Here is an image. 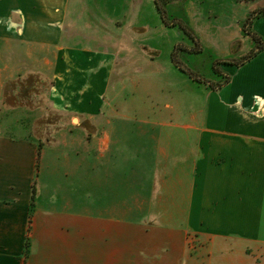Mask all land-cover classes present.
<instances>
[{
  "label": "crops",
  "instance_id": "1",
  "mask_svg": "<svg viewBox=\"0 0 264 264\" xmlns=\"http://www.w3.org/2000/svg\"><path fill=\"white\" fill-rule=\"evenodd\" d=\"M135 7L0 0V42L44 54L55 107L78 105L99 120L109 96L128 123L111 139L96 135L94 147L62 139L69 128L40 150L0 138V264H264V49L241 66L220 65L230 80L216 90L170 58L121 72L120 44L116 53L109 44ZM261 7L264 0H202L181 13L210 57L238 59L256 46L243 24ZM250 29L264 41V17ZM142 107L151 128L137 130ZM136 169L159 186L146 197L149 226L136 223L133 208L121 213V177ZM188 234L197 238L192 251Z\"/></svg>",
  "mask_w": 264,
  "mask_h": 264
},
{
  "label": "rangeland",
  "instance_id": "2",
  "mask_svg": "<svg viewBox=\"0 0 264 264\" xmlns=\"http://www.w3.org/2000/svg\"><path fill=\"white\" fill-rule=\"evenodd\" d=\"M131 1H134L136 5L134 12L129 15L128 21H124V24H122L123 19L121 18L119 40L110 41L109 44L110 49H112V43L116 44V49H112L115 53V50L118 49L117 44H120L123 53L117 57L120 62H117L115 67L119 64L124 67L121 72L129 70L127 68L131 66L140 69L149 63L154 68V65L170 58V53L176 44L187 47L194 45L178 27L169 28L162 23L154 0ZM198 1L202 3V0H170L169 18L183 19L181 10L184 5L195 7V3ZM122 13L123 11L121 15ZM126 16L125 18H127ZM91 25L96 27V24H89V29ZM181 48L179 46L176 54L179 62L210 82L222 81L221 77L212 73L211 66H208L214 60L208 52L191 54L182 51ZM29 50L15 42L9 44L0 42V138L15 141L27 140L35 143L40 150L44 145L59 143V133L66 132L69 128L72 135L66 137L63 133L62 139L67 140L68 138L69 141L71 140L70 142L73 141L76 144L82 141V144L94 147L97 141L96 135H102L107 131L110 132L109 138L111 139L112 129L127 128L126 118L117 111V102L114 105L109 96L105 97L107 99L105 115L104 117L100 116L99 120L86 116L80 111L78 105L68 106L71 110L67 109V111L55 107L51 100V92L55 83L45 70L50 66V62H44V54L40 52L28 57L26 53L31 52ZM46 58L52 59L51 57ZM141 85L139 87L142 89L143 83ZM140 88H136V103H139L142 98ZM143 108H140V111L135 110L138 119L135 126L137 130L149 128V126L151 128V125L142 121L144 118ZM112 118L115 123L111 120ZM38 169L39 167L36 166V171ZM150 171L147 170L148 173ZM123 174L124 171L121 170V176ZM143 174V169H136L133 179L130 177L127 180L126 177H121V207H123L121 213L133 208V211L136 212V223L141 226H149L153 224V217L146 218L143 215L146 209L150 208L146 197L157 193L159 186L147 183ZM187 240L189 250H194L197 247V238L188 234ZM27 242L28 239L25 242V256L29 252V243L27 244Z\"/></svg>",
  "mask_w": 264,
  "mask_h": 264
},
{
  "label": "trees",
  "instance_id": "3",
  "mask_svg": "<svg viewBox=\"0 0 264 264\" xmlns=\"http://www.w3.org/2000/svg\"><path fill=\"white\" fill-rule=\"evenodd\" d=\"M169 3H170V0H154L155 7L158 11V14L160 16L162 23L166 27H169V28L178 27L194 44L192 47H187L182 44H176L170 53V60L180 71L188 75L189 78L193 79L196 82L208 84L210 88L214 90L219 89L223 85L228 83L230 80V76L220 70L219 68L220 65H232V66H237V67L241 66L245 64L247 61L251 60L253 57L257 55V53H259L261 50L264 49V41L257 34L253 33L250 29L252 22L256 18L264 17V7H261L251 12L243 24V32L246 35H249L252 37V39L256 43V46L248 54L238 59L213 60L211 63L212 73L214 75H217L218 77H221L222 81L218 83L210 82L209 80L193 72L192 70H190L184 64H182L181 62L177 60L176 54H177V50L179 46L182 47L181 48L182 51H186L191 54H201L204 51V49L200 41L198 40L197 36L195 35L194 31L188 25L186 20L181 19L179 17L169 18V15H168L169 14ZM40 146L41 144L39 143V147ZM34 195H35V190L33 188L32 193H31V210L34 206Z\"/></svg>",
  "mask_w": 264,
  "mask_h": 264
}]
</instances>
